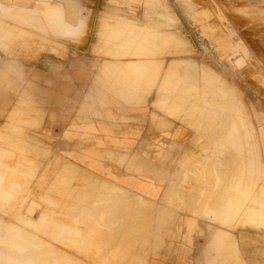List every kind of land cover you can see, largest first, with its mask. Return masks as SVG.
I'll list each match as a JSON object with an SVG mask.
<instances>
[{
	"label": "rangeland",
	"instance_id": "374dc122",
	"mask_svg": "<svg viewBox=\"0 0 264 264\" xmlns=\"http://www.w3.org/2000/svg\"><path fill=\"white\" fill-rule=\"evenodd\" d=\"M99 1L100 9L95 0H87L86 8L79 0H0V52L10 65L52 55L72 67L84 61L93 77L82 107L78 99L62 110L51 107L47 91L36 99L27 80L3 91L19 97L0 123V264H146L184 211L186 178L200 167L193 174L203 184L200 194L221 188L225 171L207 167L227 160L217 148L229 145L231 130L239 131L243 145L254 134L264 170V0ZM107 82L114 84L111 105L102 103ZM152 98L149 113L145 105ZM139 106L149 116L125 117ZM91 122L147 129L152 143L159 140L155 135L184 128L189 150L163 160L174 171L171 201L155 204L93 175L48 136ZM133 158H125L131 167ZM139 161L149 162L142 155ZM257 182L264 183V172ZM232 188L239 191V182ZM205 215L200 214L234 234L254 227L243 210L226 223ZM229 256L226 264H243L232 251Z\"/></svg>",
	"mask_w": 264,
	"mask_h": 264
},
{
	"label": "crops",
	"instance_id": "0c3cea01",
	"mask_svg": "<svg viewBox=\"0 0 264 264\" xmlns=\"http://www.w3.org/2000/svg\"><path fill=\"white\" fill-rule=\"evenodd\" d=\"M7 1L19 4L30 0ZM86 1L79 0V3L85 7ZM99 4L101 6L102 2L95 0L96 8H99ZM65 23L64 19V25ZM87 41L86 39L85 42ZM42 58L45 59L32 64H23L24 62L21 61L20 65L13 66L0 52V123H3L13 112L19 97L11 92H3L4 89L18 88L24 80L32 84V95L35 98L40 97V90L47 91L44 97L47 98L51 107L62 110L77 99L82 107L84 96H87L93 83L92 72L87 65H83L84 61H80L79 66L72 67L66 62L56 61L52 55H43ZM107 83L109 88H106L107 92L104 93L102 103L110 105L115 97L114 84ZM122 100L126 102L125 99ZM150 101L145 105L150 108L149 113L155 98ZM145 106H139L140 110L126 114L125 117L149 116L143 110ZM230 133L229 145L217 148L218 153H225L227 159L225 163L213 161L207 167L225 171L219 180L221 188L216 193L200 194L203 184L196 177L201 171L200 167L186 178L189 188L183 194L184 211L177 213L158 249L150 254L146 264H226L231 251L243 264H264V226H260V224L264 225V188L259 190V186L263 187L264 183L258 186L257 182L264 170L260 169L261 159L257 154L259 144L254 140L253 133L250 144L244 145L239 131L231 130ZM48 136L50 140L54 139L63 147H68L64 149L71 159L93 175L105 178L161 205L171 201L174 184L171 180L174 171L169 165L165 167L164 158H168L179 150H189L188 146H184L189 133L187 134L182 127L155 135L159 139L157 143L150 142L153 136L147 129L119 130L111 125L95 122L80 124L75 128L65 127L61 131L50 132ZM260 138H263L260 147L264 159V131L260 134ZM78 144L80 146L78 150L71 147ZM180 144L184 147L182 148ZM144 152L150 157L143 156ZM243 153L250 156H246L244 160ZM141 155L149 162L141 164L139 161ZM255 156L259 159H255ZM129 157H135L132 159L135 166L131 167L128 162H125V158ZM129 168L134 171L128 172ZM136 170L139 173H136ZM229 170H232L231 179L228 177ZM226 175L228 178L224 177ZM204 180L208 184L211 181L209 177ZM217 181L216 179V183ZM237 181L241 188L239 191H233L232 185ZM212 185L213 182L210 183V186ZM240 210L251 214L252 219L249 221L254 227L245 226L237 230L235 234L200 216L206 213L205 216L211 220L217 219L221 223H226L230 216L234 219ZM230 237L233 238V243Z\"/></svg>",
	"mask_w": 264,
	"mask_h": 264
},
{
	"label": "bare ground",
	"instance_id": "6f19581e",
	"mask_svg": "<svg viewBox=\"0 0 264 264\" xmlns=\"http://www.w3.org/2000/svg\"><path fill=\"white\" fill-rule=\"evenodd\" d=\"M73 14H75V13H73ZM72 22V21H71ZM75 22V21H74ZM80 23V22H79ZM173 34V33H172ZM105 39V38H104ZM116 39V38H115ZM128 39V38H127ZM156 40V39H155ZM138 41V40H137ZM143 42V41H142ZM138 54V53H137ZM148 54V53H147ZM141 55V54H140ZM145 56V55H144ZM153 56V55H152ZM134 58V57H133ZM144 58V57H143ZM242 59V58H241ZM146 60V59H145ZM140 62V61H139ZM148 62V61H147ZM151 62V61H150ZM245 63V62H244ZM133 64V63H132ZM123 65V64H122ZM243 65V64H242ZM239 66H240V64H239ZM124 71V70H123ZM119 74V73H118ZM215 76V75H214ZM122 77V76H121ZM119 79V78H118ZM131 79V78H130ZM135 79V78H134ZM156 80V79H155ZM158 80V79H157ZM143 81V80H142ZM154 81V80H153ZM149 82H151V81H149ZM98 84H100V83H98ZM118 84V83H117ZM152 86H154V85H152ZM226 86V85H225ZM31 87V86H30ZM228 87V86H227ZM179 90V89H178ZM200 90V89H199ZM216 92H217V90H216ZM204 93V92H203ZM224 93V92H223ZM121 95V94H120ZM233 95V94H232ZM224 96V95H223ZM237 96V95H236ZM125 97V96H124ZM234 97V96H233ZM168 99H169V97H168ZM192 101V100H191ZM203 101V100H202ZM201 101V102H202ZM174 103H176V102H174ZM182 103V102H181ZM112 104V103H111ZM110 104V105H111ZM225 104V103H224ZM198 105V104H197ZM222 105V104H221ZM171 106V105H170ZM220 106V105H219ZM222 107V106H221ZM237 107V106H236ZM171 109V108H170ZM174 109V108H173ZM227 111V110H226ZM234 112V111H233ZM228 114V113H227ZM105 115V114H104ZM237 116V115H236ZM220 118V117H219ZM223 118V117H222ZM226 119V118H225ZM229 120V119H228ZM230 121V120H229ZM223 122H224V120H223ZM229 124V123H228ZM236 126V125H235ZM223 127V126H222ZM221 128V127H220ZM225 129V128H224ZM229 129V128H228ZM246 131V130H245ZM215 133H217V132H215ZM229 144V143H228ZM139 168V167H138ZM225 177V176H224ZM91 186V185H90ZM91 189V188H90ZM104 190V189H103ZM90 191V190H89ZM75 192V191H74ZM77 193H80V194H82L83 192H78L77 191ZM77 193H75V194H77ZM70 194V193H69ZM73 194V193H72ZM71 196V195H70ZM77 197H78V194H77ZM79 197H80V195H79ZM119 197V196H118ZM103 199V198H102ZM105 199V198H104ZM120 199V198H119ZM99 200H100V198H99ZM105 200H107V199H105ZM97 202V201H96ZM102 202H103V200H102ZM91 203V202H90ZM29 204V203H28ZM32 204H33V202H32ZM92 204V203H91ZM35 205V204H34ZM121 206V205H120ZM116 207V206H115ZM33 208H35V207H32V208H30L27 212H29L30 213V210L32 209L33 210ZM37 208V207H36ZM37 209H39V208H37ZM31 210V213L32 212H34V211H32ZM129 211V210H128ZM128 211H126V212H128ZM121 212V211H120ZM126 212H125V214H126ZM30 213V214H31ZM124 213V212H123ZM67 215V214H66ZM120 217V216H119ZM74 218V217H73ZM87 218V217H86ZM99 219V218H98ZM30 220V219H29ZM115 222V221H114ZM131 222V221H130ZM138 222H140V221H138ZM67 223V222H66ZM86 224V223H85ZM70 225V224H69ZM141 227V226H140ZM103 228V227H102ZM129 230H130V228H129ZM140 231V230H139ZM142 232V231H141ZM31 234V233H30ZM25 235V234H24ZM32 235V234H31ZM27 236V238H28V236L29 235H26ZM24 237V236H23ZM30 237V236H29ZM142 237V236H141ZM21 238V237H20ZM31 238V237H30ZM29 238V239H30ZM116 238V237H115ZM133 238V237H132ZM125 239V238H124ZM139 239V238H138ZM134 240V239H133ZM29 241V240H28ZM32 241V240H31ZM43 241V240H42ZM123 241V240H122ZM79 242V241H78ZM49 243V242H48ZM131 243H132V241H131ZM144 243V242H143ZM50 244V243H49ZM128 244V243H127ZM38 245V244H37ZM116 245H117V243H116ZM130 245V244H129ZM91 246V245H90ZM101 246V245H100ZM126 246V245H125ZM131 246V245H130ZM87 247V246H86ZM81 248V247H80ZM90 248V247H89ZM116 248V247H115ZM43 249V248H42ZM94 249V248H93ZM112 249H114V248H112ZM130 249V248H129ZM46 251V250H45ZM91 251V250H90ZM94 251V250H93ZM140 251H141V249H140ZM63 252V251H62ZM124 252H125V250H124ZM53 253V252H52ZM86 253V252H85ZM95 253V252H94ZM6 254V253H5ZM56 254V253H55ZM83 254V253H82ZM131 254V253H130ZM4 255V254H3ZM63 255V254H62ZM92 255V254H91ZM124 255V254H123ZM133 255V254H132ZM2 256V255H1ZM8 256V255H7ZM26 256V255H25ZM28 256H30L29 254L27 255V257ZM61 256V255H60ZM68 256H69V254H68ZM135 256V255H134ZM133 256V257H134ZM18 257V256H17ZM70 257V256H69ZM11 258V257H10ZM58 258V257H57ZM85 258V257H84ZM135 258V257H134ZM15 259V258H14ZM19 259H21V258H19ZM25 260V259H24ZM123 260V259H122ZM16 261V260H15ZM23 261V260H22ZM21 261V262H22ZM34 261V260H33ZM118 261V260H117ZM44 264V263H43Z\"/></svg>",
	"mask_w": 264,
	"mask_h": 264
}]
</instances>
